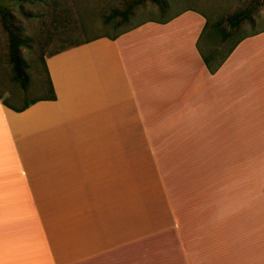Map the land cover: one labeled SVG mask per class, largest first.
<instances>
[{"label":"crops","instance_id":"obj_1","mask_svg":"<svg viewBox=\"0 0 264 264\" xmlns=\"http://www.w3.org/2000/svg\"><path fill=\"white\" fill-rule=\"evenodd\" d=\"M205 26L49 55L55 100H0V264H264V29L222 57Z\"/></svg>","mask_w":264,"mask_h":264},{"label":"rangeland","instance_id":"obj_2","mask_svg":"<svg viewBox=\"0 0 264 264\" xmlns=\"http://www.w3.org/2000/svg\"><path fill=\"white\" fill-rule=\"evenodd\" d=\"M30 1L0 0V94L16 108L48 96L43 62L47 56L76 42L117 38L143 23H164L193 10L205 18V30L211 36L216 35L212 27L219 23L226 30H233L232 37L219 50L224 57L245 35L264 29V0H160L161 6L151 0ZM2 8L6 10L1 11ZM124 10H130L127 16L116 14ZM6 11L16 37L24 41L19 47L26 76L23 83L13 79L8 60L9 35L2 26ZM243 12L248 14L245 20ZM213 47L211 44L209 50Z\"/></svg>","mask_w":264,"mask_h":264},{"label":"trees","instance_id":"obj_3","mask_svg":"<svg viewBox=\"0 0 264 264\" xmlns=\"http://www.w3.org/2000/svg\"><path fill=\"white\" fill-rule=\"evenodd\" d=\"M32 1H34V0H32ZM32 1H30V3H33ZM36 1L42 2L43 0H36ZM151 1L154 2L158 6H161L160 0H151ZM2 10L4 11L6 9L2 8L1 11ZM129 12H130V10H124L123 12L116 13V14L121 16V17H125V16H127L129 14ZM247 17H248L247 12H243V20L247 19ZM65 25H63V28L65 27ZM2 26L8 32V35H9L8 60H9V63L11 65V69H12V73H13V79L15 81L23 83V82L26 81V76H25V74L23 72L24 71V63L22 62L21 57H20V49H19V47L24 44V41H21V40H19L16 37L15 28L13 27V24L11 23V20L9 19V17L7 15V11L5 13H3ZM64 29H67V27H65ZM212 29L215 32L216 36H218L220 38L221 43L227 42L232 37V34H233V30H226L222 23L214 25L212 27ZM98 38H100V37H97V38H94V39H91V40H87L85 42H76V43L70 45L69 47L62 48L61 50H59L56 53L65 51V50L70 49V48L77 47L79 45H82L84 43L90 42V41L98 39ZM113 39H115V38H113ZM234 46L229 50V52H231V50L234 48ZM56 53H54V54H56ZM204 61L207 64V60L204 59ZM43 66H44L45 75H46V79H47V91H48V96L47 97H43V98L32 100L30 102L25 103L21 108H16V107L11 106L7 102V100L3 99L2 95L0 94V100H1L2 104L5 105L8 108H11L15 112H21V111H24L25 109L29 108L31 105H33L37 101H40V100H55V98H56L55 97V93L53 91V87H52L51 81L49 79V75H48V71H47V67H46L45 61L43 62Z\"/></svg>","mask_w":264,"mask_h":264}]
</instances>
